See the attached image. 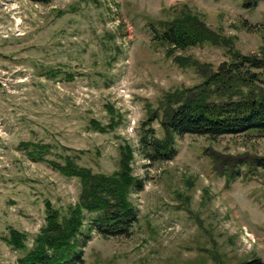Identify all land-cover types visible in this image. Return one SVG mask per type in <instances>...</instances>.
I'll use <instances>...</instances> for the list:
<instances>
[{
	"label": "rangeland",
	"instance_id": "374dc122",
	"mask_svg": "<svg viewBox=\"0 0 264 264\" xmlns=\"http://www.w3.org/2000/svg\"><path fill=\"white\" fill-rule=\"evenodd\" d=\"M185 8L222 43L181 51L157 42L152 26ZM236 53L264 59V2L0 0V264H21L49 214L70 216L82 185L60 169L67 159L112 175L123 147L144 183L130 198L140 220L130 237L84 231L83 264L264 263V169L250 167L264 158V136H176L168 162L151 163L140 147L145 126L163 138L167 95L228 70ZM12 230L26 238L15 245Z\"/></svg>",
	"mask_w": 264,
	"mask_h": 264
},
{
	"label": "trees",
	"instance_id": "16d2710c",
	"mask_svg": "<svg viewBox=\"0 0 264 264\" xmlns=\"http://www.w3.org/2000/svg\"><path fill=\"white\" fill-rule=\"evenodd\" d=\"M36 1L49 3L52 0ZM260 2L264 0H243V5L252 9ZM183 10L176 20L160 22L158 28L152 26L157 42L181 51L204 43H222L220 37L196 14L186 8ZM176 62L180 66L190 64L198 72L205 70L199 62H189L184 57H177ZM207 76L200 87L182 91L185 96L167 95L162 101L160 125L163 138L157 136L154 128L147 126L140 136L141 153L146 160L151 163L172 161L177 155L176 136L189 134L216 138L250 132L264 136V59L236 53L228 70L211 72ZM155 119L158 120L157 117ZM126 148H121L120 170L112 175L94 174L90 169L78 166L73 159H67V163L60 166L68 177L80 179L82 191L79 201L71 207L70 216L63 220L56 213L47 216V224L34 240L31 252L21 259V264H83L81 236L84 231L88 239L93 229L104 236L130 237L133 234L140 213L130 203V198L134 192L143 189L144 183L132 175ZM251 163V168L264 169V158ZM243 168L244 165L240 164L238 170ZM236 174L237 177L241 175L239 172ZM223 175L229 182L233 172L226 168ZM87 216H90V226L84 229ZM10 236L15 245L17 239L26 238L16 230H12ZM243 264L264 263L254 259Z\"/></svg>",
	"mask_w": 264,
	"mask_h": 264
},
{
	"label": "water",
	"instance_id": "95a60500",
	"mask_svg": "<svg viewBox=\"0 0 264 264\" xmlns=\"http://www.w3.org/2000/svg\"><path fill=\"white\" fill-rule=\"evenodd\" d=\"M227 69V67H226V63H223L222 65H220V67H219V71L221 72V71H225ZM50 206H51V204H50V202H48L47 204H46V207L47 208H50Z\"/></svg>",
	"mask_w": 264,
	"mask_h": 264
}]
</instances>
